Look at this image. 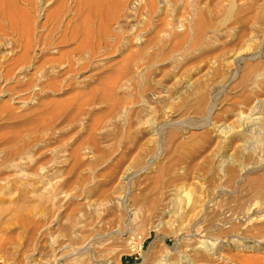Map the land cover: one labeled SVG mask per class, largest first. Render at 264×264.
Instances as JSON below:
<instances>
[{"label": "rangeland", "instance_id": "374dc122", "mask_svg": "<svg viewBox=\"0 0 264 264\" xmlns=\"http://www.w3.org/2000/svg\"><path fill=\"white\" fill-rule=\"evenodd\" d=\"M14 2L0 264H264V0Z\"/></svg>", "mask_w": 264, "mask_h": 264}, {"label": "bare ground", "instance_id": "6f19581e", "mask_svg": "<svg viewBox=\"0 0 264 264\" xmlns=\"http://www.w3.org/2000/svg\"><path fill=\"white\" fill-rule=\"evenodd\" d=\"M90 1L95 7H99L103 4V0H88ZM21 14L19 10H17V7L15 5L14 0H0V28H4L5 24H8L7 26L12 28H21L24 24V19L21 17ZM80 35V37H76L73 34V39H80L83 43H88L92 40V37L94 34H86L83 35L79 33L78 31L75 32ZM63 43V41H62ZM22 208V207H21Z\"/></svg>", "mask_w": 264, "mask_h": 264}]
</instances>
